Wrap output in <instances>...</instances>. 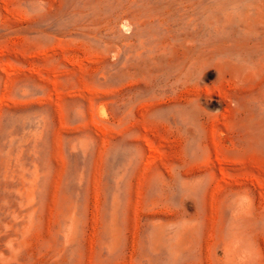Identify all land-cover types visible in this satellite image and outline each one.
Listing matches in <instances>:
<instances>
[{
	"label": "rangeland",
	"instance_id": "rangeland-1",
	"mask_svg": "<svg viewBox=\"0 0 264 264\" xmlns=\"http://www.w3.org/2000/svg\"><path fill=\"white\" fill-rule=\"evenodd\" d=\"M0 264H264V0H0Z\"/></svg>",
	"mask_w": 264,
	"mask_h": 264
}]
</instances>
